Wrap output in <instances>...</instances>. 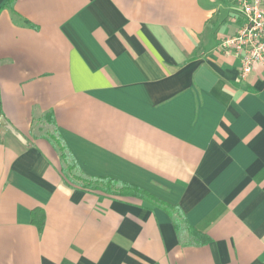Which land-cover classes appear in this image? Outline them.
I'll return each instance as SVG.
<instances>
[{
	"label": "crops",
	"instance_id": "0c3cea01",
	"mask_svg": "<svg viewBox=\"0 0 264 264\" xmlns=\"http://www.w3.org/2000/svg\"><path fill=\"white\" fill-rule=\"evenodd\" d=\"M14 10L34 28L0 11V264H264V68L242 77L219 49L235 0ZM56 139L86 177L180 207L210 242L140 199L68 185Z\"/></svg>",
	"mask_w": 264,
	"mask_h": 264
},
{
	"label": "trees",
	"instance_id": "16d2710c",
	"mask_svg": "<svg viewBox=\"0 0 264 264\" xmlns=\"http://www.w3.org/2000/svg\"><path fill=\"white\" fill-rule=\"evenodd\" d=\"M14 4L15 0H7L4 6L0 8V11H2L3 9H9L18 22H22L25 25L34 28L33 24H31L27 20H23V18H21V16L15 12ZM1 115L2 109L0 103V117ZM49 121L51 123H54V120L52 118H49ZM54 142L56 143L54 145L59 150L61 159L65 165L62 167L63 178L65 182L71 187L80 188L88 192H101L109 195L110 197H134L140 199L153 207H157L165 211L172 218L175 230L177 231V234L180 238L183 232L188 231L192 236H195V238L197 239V244L205 245L210 242L209 237L194 230L193 227H191L187 223L184 212L180 207L166 204L144 189L114 178L86 177L83 174L79 164L75 161V159L69 152L67 146H64L63 143L58 139H56ZM58 144H61L59 148ZM32 215L33 222L35 223V225H37L39 231H42L45 224L44 212L41 210H35Z\"/></svg>",
	"mask_w": 264,
	"mask_h": 264
},
{
	"label": "built area",
	"instance_id": "2783aa9c",
	"mask_svg": "<svg viewBox=\"0 0 264 264\" xmlns=\"http://www.w3.org/2000/svg\"><path fill=\"white\" fill-rule=\"evenodd\" d=\"M238 31L220 43V51L240 61L242 77L264 68V0H235Z\"/></svg>",
	"mask_w": 264,
	"mask_h": 264
}]
</instances>
